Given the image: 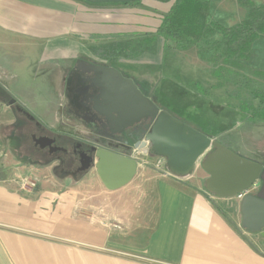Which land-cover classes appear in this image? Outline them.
I'll list each match as a JSON object with an SVG mask.
<instances>
[{
  "label": "crops",
  "instance_id": "1",
  "mask_svg": "<svg viewBox=\"0 0 264 264\" xmlns=\"http://www.w3.org/2000/svg\"><path fill=\"white\" fill-rule=\"evenodd\" d=\"M132 1L140 4L122 5ZM252 1L264 4V0ZM172 3L0 0V84L18 104L26 110L30 107L42 126L68 134L79 129L76 120L70 125L75 128L69 127L67 104L77 95L67 91L68 75L85 73L81 64L75 66L78 61H94L119 69L160 109L221 142L161 105L175 98L167 90L173 81L164 70L169 62L163 59V38L157 35L149 41L147 36L155 34ZM246 12L238 0H210L207 18L232 26ZM214 38H221L219 30ZM194 58L195 63L206 62ZM178 73L172 77H184ZM0 112L7 131V136L0 133V142L10 143L15 115L1 99ZM140 160L134 175L145 168L154 171L159 181L152 200L155 222L138 229L130 226L133 207L139 216L148 214L150 200L133 204L124 197L125 187L144 184L127 182L108 189L92 167L87 174L96 176L93 187L98 193L90 198L92 189L80 177L60 180L50 165L32 162L22 165V171L10 166L0 175V264H264V228L250 232L242 227L241 199L207 191L208 173L200 165L179 178L159 164L158 156L144 155Z\"/></svg>",
  "mask_w": 264,
  "mask_h": 264
},
{
  "label": "water",
  "instance_id": "2",
  "mask_svg": "<svg viewBox=\"0 0 264 264\" xmlns=\"http://www.w3.org/2000/svg\"><path fill=\"white\" fill-rule=\"evenodd\" d=\"M85 65L82 70L94 73L91 85L98 88L92 99V112L107 138L118 143L123 139L125 143L133 141L134 147L158 156L159 164L164 163L179 178L189 176L199 163L208 173L205 189L217 196H234L254 186L255 193H247L240 200L241 225L250 232L264 228L263 163L240 155L160 109L154 99L144 95L119 69L95 63ZM0 99L15 103V98L1 84ZM33 138L40 146L54 140L46 136ZM91 152L80 153L81 159L84 156L87 159L81 161L79 170L94 167L108 189L126 184L136 173V159L123 151L121 144L94 145Z\"/></svg>",
  "mask_w": 264,
  "mask_h": 264
},
{
  "label": "rangeland",
  "instance_id": "3",
  "mask_svg": "<svg viewBox=\"0 0 264 264\" xmlns=\"http://www.w3.org/2000/svg\"><path fill=\"white\" fill-rule=\"evenodd\" d=\"M196 55L197 53L195 50L190 48L185 51H170L163 49V59L169 62L166 64L164 63L165 74L171 71L174 76V72L176 73L179 71L178 74H183L184 77H179L177 75V79L181 80L180 82L172 84L173 81L167 84V86L169 85L167 89L168 92L170 94L172 93L175 98L167 102H161L162 107L170 109L174 115L197 126L198 129L200 128L207 133L213 134L218 140L240 155L264 163V123H247L236 110L229 107H223L224 110H220L218 102L221 101L219 98L224 90L223 87L211 88L210 94L212 99H208L184 86V84L188 82L192 86L194 82H199L202 87H206L216 82L217 77L210 74L211 70L214 74L210 65L211 63L209 61H199L198 59L195 63L194 56L196 57ZM180 56L184 58L182 59ZM229 69L231 71L223 70L219 73L221 75L220 77L226 82L227 80H231L238 81V83H249V86L253 88L260 87L264 89V34L257 40L254 47L247 52L246 58L240 59L239 66H229ZM167 77L169 78V76ZM30 109L31 108L28 107L29 111L27 110V112L34 116ZM0 116H2L1 112ZM25 119L34 131L36 129L34 121L38 120H29L26 116ZM56 130L58 131V128H55V131ZM45 132L50 134L54 133V131L47 128H45ZM0 133H5V136H7V131H3V123H0ZM60 133L62 135V140L59 142L61 147H69L70 141H78L73 133L67 134L62 131H60ZM8 141L6 139V143H3V141L0 142V175L6 173L8 168L14 165L19 167V171H22V165L27 163L24 157H22L23 155L16 153L12 148L11 142L7 143ZM23 143L26 145L24 151L33 154L34 148L31 146L29 138L25 137ZM139 162L141 163L142 160H139ZM197 165H199V163ZM18 173L21 172H17V174ZM44 173L47 174L48 170L45 172L43 171L41 174ZM80 181L91 187L92 191L88 192L90 198H92V193H98L96 190L97 188L93 187V184L97 182L94 174H87V172H85L80 175ZM158 181L159 178L154 171L141 168L139 173L134 175L129 182L131 184H144V186L125 187L127 191H125L124 197H126L125 199L132 200L133 204L140 199L150 200V206L147 208L148 214L143 213L139 216V212H136V208L133 207V223H131L130 226L134 229L141 228V225L146 226L154 224L156 219V207L153 206L152 200L157 197L155 189ZM93 188H95V192H93ZM230 200L234 201L236 199Z\"/></svg>",
  "mask_w": 264,
  "mask_h": 264
},
{
  "label": "trees",
  "instance_id": "4",
  "mask_svg": "<svg viewBox=\"0 0 264 264\" xmlns=\"http://www.w3.org/2000/svg\"><path fill=\"white\" fill-rule=\"evenodd\" d=\"M238 1L247 8L245 18L232 26H222L208 21L210 0H173L169 10L163 13L155 34L147 38L150 41L157 35L161 36L164 49L170 51L193 47L200 58L211 63L214 74L212 70L210 74L217 79L206 87H202L199 82H194L193 86L188 82L184 86L208 99H212L211 88L223 87L219 98L221 101L218 102L220 106L236 110L247 123H264V89L253 88L249 83L226 82L219 74L223 70L231 71L229 66H239L240 59L246 58L247 52L264 34V4H256L252 0ZM139 4V1H132L122 5ZM216 30L221 32L219 40L213 38ZM168 76L171 81H181L172 77L171 71Z\"/></svg>",
  "mask_w": 264,
  "mask_h": 264
},
{
  "label": "flooded vegetation",
  "instance_id": "5",
  "mask_svg": "<svg viewBox=\"0 0 264 264\" xmlns=\"http://www.w3.org/2000/svg\"><path fill=\"white\" fill-rule=\"evenodd\" d=\"M88 63L99 64L94 61H78L75 66L77 67L79 64H81L80 70L84 71L82 69L86 66L85 64ZM93 75L94 73L87 71L85 73H82L81 75L74 77H72V73L68 75L67 82L69 84H67L68 86L66 87L67 91L71 89L75 91V94L77 95L76 97H70V102L67 104V114H69V127L71 129H74L75 127H72L70 125L75 124L74 120L79 122V129L77 128L75 129L76 131L73 130L72 132H70V130L68 131L69 133H73L78 140L70 141L71 143L69 144V147L64 148L59 145V142H61L62 140V135L58 133L57 130H54V133L51 134L46 133L45 127H43L38 121H34L36 129L33 131L31 126L28 124V121L25 119L26 116L29 120H34L30 118V114L27 112V110L23 106L18 104L16 102V99L14 104H10L15 115V124L12 128L14 136L13 140L11 141V145L13 146L12 148L16 153L22 154V157H24V160L27 163L32 162L40 166L50 165L53 175H55V177L60 180H70L72 178L77 179L81 174L88 172L92 168L90 166L88 169L79 170L81 161L87 159L85 156L83 157V159H81L80 153L84 151L86 152V154L90 155L92 153L91 148L94 145H97L98 147L100 146V144L107 143H110L112 145L121 144V149L132 155L136 159L137 164L142 156L150 155L148 153H143V148L138 149L137 147H134V142L131 140H128L127 143H125L126 139H123L122 142L118 143L116 140L107 138V133H105V131L99 126V123L92 112V99L96 94L95 91H98V88L96 86L91 85V83H93ZM73 86L75 87L72 88ZM41 136H46L54 140L50 144L40 146L39 143H35L33 137L38 138ZM25 137L29 138L30 144L34 148L33 154H29L28 152L26 153L24 151V147L26 145L23 143V140L25 139ZM78 144H80V146H78ZM149 145L150 144L147 142L148 147ZM62 148L66 150H63ZM253 188L255 187L252 186V189Z\"/></svg>",
  "mask_w": 264,
  "mask_h": 264
},
{
  "label": "built area",
  "instance_id": "6",
  "mask_svg": "<svg viewBox=\"0 0 264 264\" xmlns=\"http://www.w3.org/2000/svg\"><path fill=\"white\" fill-rule=\"evenodd\" d=\"M24 181H25V182H28V183H30V184H31V183L33 184L32 181H29V180H26V179H24ZM252 190H253L252 187H249V188H247V189H245V190H243V191H241V192H238L235 196H236L237 198L241 199L245 194L250 193Z\"/></svg>",
  "mask_w": 264,
  "mask_h": 264
}]
</instances>
